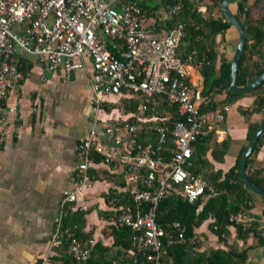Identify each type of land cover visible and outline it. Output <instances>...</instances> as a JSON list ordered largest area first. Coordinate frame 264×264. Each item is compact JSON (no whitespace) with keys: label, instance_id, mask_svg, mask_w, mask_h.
Returning <instances> with one entry per match:
<instances>
[{"label":"built area","instance_id":"built-area-1","mask_svg":"<svg viewBox=\"0 0 264 264\" xmlns=\"http://www.w3.org/2000/svg\"><path fill=\"white\" fill-rule=\"evenodd\" d=\"M181 7L155 10L145 19L135 0H0V145L9 136L5 121L12 112L5 101L29 73L22 71L20 58H34L43 71L62 69L67 80L83 69V59H89L90 104L96 111L104 102L114 105L120 118L102 125L94 117L92 128L77 143L71 188L59 202L50 252L64 241L69 257L91 264L94 239H80L79 227L64 225V218L84 210L77 201L92 188V170L99 165L119 166L123 176L121 188L104 195V220L131 232L130 248L110 264H172L164 246L185 243V227L177 221L165 226L156 222L157 204L173 194L189 203L216 194L206 179L187 167L192 144L219 133L216 126L225 120L229 106L200 111L211 103V94H202L201 76L193 82L190 75L208 64L205 55L195 50L178 54L183 23L161 26L176 18ZM198 10L202 13L204 7ZM110 95L119 96V103L108 99ZM132 98L137 104L128 114L126 101ZM170 109L182 117L171 124ZM98 124L111 144L100 141ZM254 220L244 211L228 215L232 225ZM49 255L36 264H49Z\"/></svg>","mask_w":264,"mask_h":264},{"label":"crops","instance_id":"crops-1","mask_svg":"<svg viewBox=\"0 0 264 264\" xmlns=\"http://www.w3.org/2000/svg\"><path fill=\"white\" fill-rule=\"evenodd\" d=\"M229 31L230 28L225 37L232 42L237 35H231ZM224 44L223 47L219 44V52L229 56L233 48ZM27 60L30 64L28 75L21 82L20 89L11 93L5 101L12 112L5 121L9 136L0 145V264H36L40 258L51 254L49 245L59 202L63 192L71 188L77 143L92 128L94 117L102 125L105 122L115 124L120 121L116 106L104 102L101 109L96 111L90 104L92 66L89 59H83V69L73 72L68 80L64 78L62 69L43 71L34 58ZM74 61L78 62L79 59ZM200 76V71L194 70L190 78L194 82ZM211 92L204 95L211 94L212 103L219 105L226 98L224 91ZM108 99L116 104L120 100L116 95H110ZM131 100L135 98L126 102ZM253 101L254 96L246 94L230 103H222L221 106H229V111L225 120L216 126L219 133L210 135L206 158L211 172L217 171L223 176L235 164L241 149L247 147L248 125L259 124L263 118L258 112L251 113L247 118L242 114L240 109H250ZM169 112L170 124L182 118L175 109ZM95 128L100 141L112 143L111 137L103 135L99 124ZM225 140V153L219 160L220 153L217 150L213 158L212 149H219L220 143ZM253 167L264 169V142L258 148ZM204 170L207 171L206 168ZM93 173L96 179L92 188L77 201L84 208L78 212L83 214L84 220L80 230L82 235H86L83 238L94 236L109 242L111 230L104 220V195L110 190L121 188L122 169L119 166L99 165L93 169ZM250 198L251 215L260 218L264 236V218L261 216L264 200L252 192ZM207 224L208 221L195 230V237L199 241H205L207 237L211 247H224V243L216 242ZM206 231L211 233L210 236ZM230 231L227 245L233 243L235 236L233 227H230ZM246 245L249 248L248 264H263L262 247L256 246L255 239L249 238ZM49 261V264H63L61 259Z\"/></svg>","mask_w":264,"mask_h":264},{"label":"trees","instance_id":"trees-1","mask_svg":"<svg viewBox=\"0 0 264 264\" xmlns=\"http://www.w3.org/2000/svg\"><path fill=\"white\" fill-rule=\"evenodd\" d=\"M146 1L149 0L135 1L142 12V18L151 17L155 10H164L176 4L182 5L178 16L167 22H161V26L169 29L173 27V21L183 23V35L177 50L178 54L183 57L195 50L198 54L205 55L208 64L204 65L199 71L203 84H208L209 87L207 91L203 89L202 94L212 93L211 90L224 91L226 98L222 103H230L234 99L251 94L254 96L253 105L247 110L240 109L242 114L246 118L253 112L264 115V79L247 93H231L229 91L232 55L226 56L218 49L219 44H222L225 40L226 31L232 27L221 12L220 5L223 0H150L154 2L153 4L146 3ZM262 2L264 0H236L229 4L230 11L242 25L246 38L244 50L237 66L235 79L237 87H246L264 71V5H262ZM199 5H204L205 14L198 10ZM217 10L220 12L219 15ZM19 63H21L23 72L30 69V64L23 58L19 59ZM222 103L217 105L211 102L208 105L201 106L200 111H211L216 107L221 108ZM136 104L137 99L129 101L125 106V111H135ZM257 125H248L246 135L248 142L253 136ZM263 132L257 138L246 161L245 176L253 185L264 191V169L253 167L258 148L264 142ZM209 140L210 135L192 144L190 165L187 168L195 175L200 174L206 179L216 191V194L206 199L198 198L193 203H189L173 194L157 204L156 222L165 226L167 223L177 221L185 227L186 242L164 246L165 258L169 259L172 264H248L247 250L249 248L246 245L247 240L253 238L257 247H264L260 218L253 217L255 220L245 226L232 225L228 221L230 213L244 211L251 215V192L239 179L240 160L246 146L241 149L236 157L235 164L222 176L220 172H211L209 169L206 158ZM226 144V140L222 141L218 147L219 149H216L217 147L212 149V157H216L215 151L219 150L220 156L218 159L220 160L221 155L225 153ZM100 160L101 158H96V162H100ZM205 168L208 172L204 170ZM119 198L124 201L122 194H119ZM199 206L201 207L198 210ZM78 212L67 214L64 218V225H77L79 227L76 232L77 236L80 239L89 238H83L86 236L85 234L82 235V230H80L84 225L83 214ZM261 216L264 218V208ZM206 221H208L209 231L216 237V242L224 243V247H214L207 252L198 249L200 241L195 237V230ZM109 227L111 230V240L109 242L90 236L94 239L89 258L91 264H110L111 260L116 258L120 252L130 248V230L125 227ZM230 227L234 228L235 236L233 243L227 245L226 239L231 234ZM50 259H61L63 264H82L75 262L67 255L64 241L52 250L51 255L48 256V261Z\"/></svg>","mask_w":264,"mask_h":264},{"label":"water","instance_id":"water-1","mask_svg":"<svg viewBox=\"0 0 264 264\" xmlns=\"http://www.w3.org/2000/svg\"><path fill=\"white\" fill-rule=\"evenodd\" d=\"M232 1H236V0H223L221 5H220L223 17L225 18V20L227 22L230 23V25L237 32V43H236L234 52L232 54L231 64H230L231 81L229 84V91L231 93H247V92L251 91L252 89H254L264 79V71L262 73H260L256 78H254L253 81H251V83L249 85H247L246 87H237L235 84L237 66H238L241 54L244 50L246 38H245V33H244L243 28H242V25L237 20V18L233 15V13L230 11L229 4ZM263 129H264V115H263V118L260 121V123L257 125V127L253 133V136L251 137L250 141L248 142L247 147H246V149H245V151L241 157L240 167H239V179H240V182L250 192H252L253 194L259 196L261 199L264 200V191L262 189L256 187L255 185H253L245 176L246 161H247V159L251 153L253 146L255 145V143L257 141V138L259 137V135L261 134ZM261 258H262V262L264 264V247H262V249H261Z\"/></svg>","mask_w":264,"mask_h":264},{"label":"rangeland","instance_id":"rangeland-1","mask_svg":"<svg viewBox=\"0 0 264 264\" xmlns=\"http://www.w3.org/2000/svg\"><path fill=\"white\" fill-rule=\"evenodd\" d=\"M152 2V3H151ZM146 3H149V4H153L154 2L153 1H146ZM262 5H264V2H262ZM201 6H204V5H199L198 7H201ZM219 10V9H218ZM217 10V13H218V15L220 14V12ZM205 11L206 10H204V12H202V14H205ZM230 34L232 35H237V32H236V30L234 29V28H230ZM224 42H225V44H224V46H226V45H228V46H230L231 48H233V50L231 49V51H230V55H232L233 54V52H234V49H235V44L237 43V37H235L234 38V40L232 41V42H230L229 41V39L227 38V37H225V40H224ZM224 42H222V47H223V43ZM227 42V43H226ZM234 46V47H233ZM210 80H211V78H210ZM200 87L201 88H206V89H208V87H209V85L208 84H206V85H204V84H200ZM205 233H207L209 236H210V234L211 233H209V231L207 232H205ZM205 234H201V236H204ZM212 246H215V245H212ZM217 247V246H216ZM202 248H204V251H208V250H210L211 248H214V247H211L210 246V242H208V238L206 237L205 238V241H200V243H199V245H198V249L199 250H202Z\"/></svg>","mask_w":264,"mask_h":264}]
</instances>
